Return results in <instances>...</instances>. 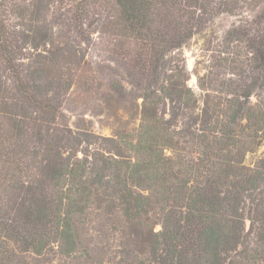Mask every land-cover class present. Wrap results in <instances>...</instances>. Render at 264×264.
Wrapping results in <instances>:
<instances>
[{
    "label": "trees",
    "instance_id": "16d2710c",
    "mask_svg": "<svg viewBox=\"0 0 264 264\" xmlns=\"http://www.w3.org/2000/svg\"><path fill=\"white\" fill-rule=\"evenodd\" d=\"M35 1L0 0V264L85 256L94 209L127 246L101 264H264V149L246 162L264 144V0H53L50 33ZM221 15L195 90L178 51ZM92 44L138 109L115 154L57 121Z\"/></svg>",
    "mask_w": 264,
    "mask_h": 264
},
{
    "label": "rangeland",
    "instance_id": "374dc122",
    "mask_svg": "<svg viewBox=\"0 0 264 264\" xmlns=\"http://www.w3.org/2000/svg\"><path fill=\"white\" fill-rule=\"evenodd\" d=\"M52 2L53 0H36L34 14L31 17L33 26L40 25L47 33L53 30L50 29L48 23ZM233 20L228 15L217 17L204 33L193 36L179 49L178 54L183 58L189 73L188 85L193 89L197 90L195 62L204 59L205 48L208 46L207 39L219 37ZM29 29V26H25L23 30L27 32ZM95 38V33H93L92 39ZM88 46L86 48L83 45L85 49L81 55L83 69L64 95L57 121L73 130L87 131L93 135L91 143L82 144L85 151L99 150L115 154L117 147L110 142L108 137L122 131L127 134L132 133L138 124V109L133 107L134 102H132L129 93L120 95L112 92L108 88L107 82H104V77L118 78L114 71L116 64L105 59L106 56L98 44ZM31 50L33 49H30V52ZM49 51H53V49L44 37L43 45H39L36 52L49 55ZM96 77L99 82L103 81L102 86L96 82V79L92 81ZM263 149L264 144L257 148L255 153L248 154L246 162H251L261 154ZM126 154H129L128 150ZM78 155L81 156L82 152L79 151ZM97 213V210H91L84 226L86 228L84 245L87 250L85 256L77 253L73 258H64L50 252L40 257L26 255V259L30 264H101L120 259L121 253L123 254L127 246L116 229L107 231L99 224ZM158 228L159 225H156L155 229Z\"/></svg>",
    "mask_w": 264,
    "mask_h": 264
}]
</instances>
